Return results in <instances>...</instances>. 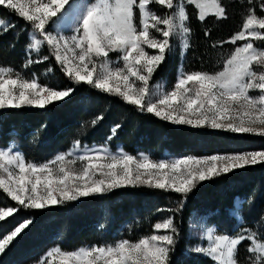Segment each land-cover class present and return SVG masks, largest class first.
I'll list each match as a JSON object with an SVG mask.
<instances>
[{"label": "snow or ice", "instance_id": "1", "mask_svg": "<svg viewBox=\"0 0 264 264\" xmlns=\"http://www.w3.org/2000/svg\"><path fill=\"white\" fill-rule=\"evenodd\" d=\"M248 3L252 4L253 0ZM69 4L70 0H47L46 3L0 0V6L18 14L31 29L30 43L26 45L28 58L22 67L48 61L49 55L39 57L46 45L73 84L58 90L40 84L35 73L29 79L10 66H0V110H47L54 103L70 99L75 86L85 83L120 97L140 112L176 125L264 136V47L254 44V41L264 42V16H258L255 8L248 10L240 31L219 45H212L214 48L224 44L235 46L223 60L221 70L179 71L172 88L165 91L160 85L153 87L151 81L172 51L174 38H179L181 57L190 47L187 6L198 12L200 22L209 14L218 20L227 19L221 0H94L86 5L83 14L65 16L67 24L56 23L54 18L63 15ZM152 5L165 9V14H157ZM259 9L264 12V0ZM50 22L57 30L55 35L48 29ZM8 25V21L0 20V35L9 30ZM60 29L73 34L62 35ZM112 52L120 54L117 61L109 59ZM33 54L38 58L33 59ZM114 63L122 66L113 67ZM46 71L50 73L52 69ZM253 92L258 94L252 95ZM102 119L103 115L94 118L93 127ZM257 124L261 127L252 126ZM120 127L116 124L111 128L109 140ZM77 162L79 169L72 167ZM258 163H264V151L205 157L189 155L156 162L143 153L137 157L122 149L112 153L106 146L82 147L79 140L68 152L36 163L27 161L22 152L12 147H0V190L17 204V207H0V222H6L21 207L44 209L140 186L178 194L181 203L175 211H180L184 200L202 182ZM235 215L239 221L244 220L239 211ZM30 223L26 219L0 238V254ZM255 223L256 231L242 228L237 229V234H216L217 229L209 227L203 237L207 246L193 251L211 258L213 264H239V247L247 242L249 264H264V243L257 242L264 240V217ZM178 234L173 218L169 217L163 223H155L153 234L135 241L121 239L112 244L82 246L69 251L53 248L46 254L53 259H46L42 264H54L56 257H59L58 264H171Z\"/></svg>", "mask_w": 264, "mask_h": 264}, {"label": "trees", "instance_id": "2", "mask_svg": "<svg viewBox=\"0 0 264 264\" xmlns=\"http://www.w3.org/2000/svg\"><path fill=\"white\" fill-rule=\"evenodd\" d=\"M261 2L253 0L249 4L248 0H224L227 19L218 20L210 15L204 22L198 20L197 11L190 6V47L183 62L184 71H210L214 66V71L220 70L226 55L235 46L224 44L218 51L219 46L214 48L212 45H219L238 32L250 8H255L256 14L263 16L264 12L259 9ZM0 16L10 18L9 30L0 35V66H10L29 79L35 73L40 84L58 90L73 87L51 52L46 54L43 50L39 54V57L49 55L48 61L23 68L28 58L26 45L29 44L31 29L23 18L6 6H0ZM32 58L38 57L33 54ZM178 61L179 57H176L174 65L167 66L170 59L166 55L159 66L160 74L158 69L153 77L166 76L174 82ZM49 68L52 69L50 73L46 71ZM100 115L103 119L93 127L92 120ZM116 124L121 127L109 140L111 128ZM77 140L111 148L122 145L131 154L146 151L153 160L170 155L205 157L264 150V136L176 125L153 114L140 112L120 97L85 83L75 86L70 99L54 103L47 110H0V147L13 145L27 161L46 162L69 149ZM237 201L241 203L240 212L244 218L240 223L229 214L230 210L236 209ZM180 203L181 197L174 192L140 186L82 197L44 209L21 207L6 222H0V238L10 234L26 219L31 223L0 254V264H32L46 249L55 246L69 251L82 246L112 244L121 239L135 241L153 234L155 223L169 217L173 218L179 233L170 257L171 264H212L210 258L192 249L196 242L191 236L193 215H208L219 232L230 233L238 224L239 229L257 230L255 222L264 217V163L202 182L184 200L183 208L175 211ZM9 206L17 207V204L0 190V207ZM246 244L239 247L240 252L245 251Z\"/></svg>", "mask_w": 264, "mask_h": 264}, {"label": "rangeland", "instance_id": "3", "mask_svg": "<svg viewBox=\"0 0 264 264\" xmlns=\"http://www.w3.org/2000/svg\"><path fill=\"white\" fill-rule=\"evenodd\" d=\"M223 1L224 0H221V3L223 4ZM43 2H47V0H43ZM92 2H94V0H70V4L69 5H66V10H65V13L63 14V15H59L57 18H54V20L56 21V23H62V24H67L68 23V21H66L65 20V16H67L69 13H72V14H83V11H84V8L86 7V5L87 4H90V3H92ZM224 6V5H223ZM190 6H187V11H188V8H189ZM193 8V7H192ZM152 9L154 10V11H156V13L157 14H160V15H164L165 14V12H166V10L165 9H163L162 7H160V6H158V5H152ZM198 13V12H197ZM189 14V13H188ZM211 14H209V16H210ZM263 16H264V14H263ZM208 17V16H207ZM0 20H5V21H8L9 22V25H10V18H3V17H1L0 16ZM9 25H8V27H9ZM186 26H188L189 27V21L187 22V25ZM241 28H242V25H241V27H240V29H239V31L241 30ZM48 29L50 30V31H52L53 32V34L55 35V34H57V30H56V28H55V25L54 24H52L51 22H50V25L48 26ZM59 32H60V34H62V35H65V36H68V35H71V34H73L71 31H69V30H65V29H60L59 30ZM30 35H31V30H30V33H29V38H30ZM189 42H190V37H189ZM29 43H30V40H29ZM172 44H173V48H172V51L170 52V53H168L167 54V57L170 59V63L169 62H167V66H172V65H174V59L176 58V57H179V61H178V66H177V71H176V78H175V81L174 82H172L168 77H166V76H163L162 78H158V79H156V78H154L153 77V79H152V81H151V85L154 87V86H156V85H160V86H162V88H163V90H165V91H167V90H170L171 88H172V86L174 85V83L176 82V80H177V74H178V72L179 71H184V64H183V62H184V60H185V57H186V54L183 56V57H181V55H180V52H181V47H180V43H179V38H174L173 39V41H172ZM254 44H256L258 47H264V42H259V41H254ZM44 50V52L46 53V54H50V52H51V49H49L46 45L45 46H43L42 47V51ZM147 50V49H146ZM221 50V47H219V49H218V51H220ZM234 50V49H233ZM232 50V51H233ZM150 51V54H155V52L154 51H152V50H149ZM217 51V52H218ZM231 51V52H232ZM231 52H229L227 55H226V58L231 54ZM187 53V52H186ZM40 54V53H39ZM222 54H226V53H222ZM120 54L119 53H117V52H112V53H110V56H109V59L111 60V61H117V59H118V56H119ZM225 58V59H226ZM96 63H97V70H99V64H100V60L99 59H97L96 60ZM113 67H116V66H122V63H114L113 65H112ZM6 67V66H5ZM159 69V71H158V73L160 74V68H158ZM216 69V67L214 66L213 68H211L210 69V71L209 72H214V70ZM221 70V69H220ZM261 69H257V71H260ZM22 75V74H21ZM23 77V76H22ZM252 95H257L258 93L257 92H253V93H251ZM252 126H254V127H261V125H252ZM74 144V143H73ZM73 144L71 145V147L69 148V149H67V150H65V151H63V152H61V153H64V152H68L72 147H73ZM84 145H87L88 147H100V146H106V147H108V149L112 152V153H118L121 149L123 150V151H125V152H127L126 150H125V148H123L122 147V145H118L117 147H115V148H111L110 146H108V145H100V144H92V145H89V144H86V143H82L81 142V146L83 147ZM9 147H12V148H14L15 150H17L13 145H11V146H9ZM258 151H264V150H258ZM127 153H129V152H127ZM141 153H143V154H145V155H147V156H149L150 157V154L148 153V152H146V151H141V150H139V152H137L136 154H131V153H129V154H131V155H134V156H137V157H139V154H141ZM242 153H246V152H242ZM242 153H236V154H242ZM60 154V153H59ZM229 155H231V154H229ZM185 156H189V155H184V156H177V157H175V156H167L166 158H163V159H168V160H173V159H177V158H183V157H185ZM193 156V155H192ZM54 158V157H53ZM52 158V159H53ZM69 159H71V158H69ZM151 159V158H150ZM153 160V159H152ZM161 160V159H160ZM153 161H156V162H158L159 160H153ZM72 167L73 168H75V169H79V167H80V163L79 162H77L76 164H74V165H72ZM238 203H237V207H236V209H233V210H230L229 211V214L231 215V216H235L236 217V215H235V213L237 212V211H239L240 212V209H241V203L239 202V201H237ZM240 216H241V212H240ZM242 217V216H241ZM237 218V217H236ZM167 219V218H166ZM164 222V220L163 221H161L160 223H163ZM238 222L240 223L241 221H239L238 220ZM239 225V224H238ZM238 225H236L234 228H233V230H232V232H230V233H227V232H219L218 231V229H217V226L213 223V222H211L210 221V219H209V216L208 215H201V214H194L193 215V217H192V220H191V236H192V238H194V240L196 241L195 242V244H194V246L192 247V249L194 250L195 248H197V247H206L207 246V242H206V240L203 238L204 237V235H205V232H206V230H207V228H209V227H215L216 229H217V232H216V234H237V229H239V226ZM249 230H251V229H249ZM251 231H254V230H251ZM256 231V230H255ZM160 234H162V233H160ZM257 242L258 243H264V240H262V239H258L257 240ZM246 246H248V244H246ZM57 246H55V247H50V248H48V249H46L45 250V252L43 253V254H41L40 255V258H39V260L38 261H36L35 263H32V264H42V262L43 261H45L46 259L47 260H52L53 258H47L46 257V254H47V252L49 251V250H51V249H53V248H56ZM84 247H86V246H84ZM200 255H203V256H205L204 254H200ZM248 253L246 252V251H239L238 250V260H239V264H249V260H248ZM211 259V258H210ZM58 262H59V257H56L55 258V260H54V264H58ZM213 264V263H212Z\"/></svg>", "mask_w": 264, "mask_h": 264}]
</instances>
